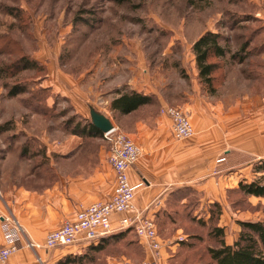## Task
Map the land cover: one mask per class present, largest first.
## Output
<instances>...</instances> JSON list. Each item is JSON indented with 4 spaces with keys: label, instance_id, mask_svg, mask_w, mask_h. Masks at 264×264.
Returning a JSON list of instances; mask_svg holds the SVG:
<instances>
[{
    "label": "rangeland",
    "instance_id": "374dc122",
    "mask_svg": "<svg viewBox=\"0 0 264 264\" xmlns=\"http://www.w3.org/2000/svg\"><path fill=\"white\" fill-rule=\"evenodd\" d=\"M207 30L219 33L221 45L234 52L214 59L215 86L225 65L232 70L231 61L254 72L264 65V0H0V69L7 76L0 79L1 185H48L56 181L58 169L92 173L91 163L102 150L109 156V146L103 137L83 134L91 123L88 105L123 133L136 121L163 115L166 105L154 95L153 104L130 117L112 109L119 92L130 91L144 76L158 85L168 82L170 98L182 100L167 106L185 109L183 92L199 81L192 47ZM22 59L31 68L19 72ZM10 90L25 93L12 97ZM64 159L84 166L52 163ZM32 175L40 180L28 178ZM201 204L195 191L187 194L183 206L170 204L172 222L160 233L170 238L174 225L182 222L185 239L175 252L170 249L168 264H210L206 251L216 243L209 231L220 222H207L209 208ZM243 206L253 214L250 220L264 219V204ZM224 229L225 240L237 237L233 224ZM68 257L57 264L147 260L145 248L125 240L110 243L91 258L65 262Z\"/></svg>",
    "mask_w": 264,
    "mask_h": 264
},
{
    "label": "crops",
    "instance_id": "0c3cea01",
    "mask_svg": "<svg viewBox=\"0 0 264 264\" xmlns=\"http://www.w3.org/2000/svg\"><path fill=\"white\" fill-rule=\"evenodd\" d=\"M228 54L234 52L228 51ZM261 60L264 64V57ZM193 65L196 66L195 60ZM228 66L231 71L227 65L221 66L223 77L220 82L216 81L213 95H208L198 80L191 91L183 92L184 110L190 114L195 130L191 139L176 141L169 118L159 114L136 121L132 129L124 132L141 150L138 163L129 170L131 183L142 184L136 192L135 206L144 216L155 219L161 238L169 243L162 250L159 264H168V259L173 257L170 252H175L180 244L177 236H185L182 222L178 226L172 224L170 238L160 231L166 222H172L168 214L170 204L183 206L188 193H198L201 207L209 208L213 203L221 206L219 226L225 228L233 224V229L238 231L236 238L226 240L228 245L237 240L241 231L240 225L235 227V222L250 220L253 215L251 211L241 209L234 198L242 194L241 182L249 184L263 176L255 171V167L264 161V65L255 72L232 61ZM194 72L198 77V71ZM159 84L144 76L128 89L154 95L162 106L182 100L170 98L172 88L168 82ZM221 159L224 160L219 162ZM69 162L84 166L74 159L52 160L57 167ZM90 169L92 173L58 169L56 181L48 185L20 183L6 188L0 182L3 188L0 189V248L6 244L2 228L4 215H12L30 238L43 242L51 231L73 219L81 209L109 199L115 189V174L107 152L102 150ZM28 178L40 180L36 175ZM247 200L255 206L264 204V199L259 197L251 196ZM130 215L113 216L112 227L117 229L119 220ZM131 236V233L123 234L122 241L129 240L145 248L147 259L152 260L146 245ZM90 245L41 250L37 254L27 249L28 252L13 255L7 264H57L67 255H82Z\"/></svg>",
    "mask_w": 264,
    "mask_h": 264
},
{
    "label": "built area",
    "instance_id": "2783aa9c",
    "mask_svg": "<svg viewBox=\"0 0 264 264\" xmlns=\"http://www.w3.org/2000/svg\"><path fill=\"white\" fill-rule=\"evenodd\" d=\"M161 113L169 118L172 135L176 141H186L195 135L191 116L183 108L166 106ZM103 138L109 146L108 161L115 174L112 196L81 209L73 219L66 220L60 228L51 231L43 242L30 238L12 215L2 216L6 244L0 248V264H7L15 252L24 248L37 254L41 250L94 244L107 238L117 229H133L153 256L152 260L125 261L124 264H159L162 250L169 243L161 238L155 219L144 216L143 212L136 208V192L142 184L133 185L129 177V170L138 163L141 150L127 134L116 127L105 133ZM126 213L131 215L122 217L118 228H113V216ZM182 241L184 238L180 237L178 242Z\"/></svg>",
    "mask_w": 264,
    "mask_h": 264
},
{
    "label": "trees",
    "instance_id": "16d2710c",
    "mask_svg": "<svg viewBox=\"0 0 264 264\" xmlns=\"http://www.w3.org/2000/svg\"><path fill=\"white\" fill-rule=\"evenodd\" d=\"M221 37L222 36H220L219 33L207 31L193 44L192 47V51L195 55L198 79L200 83L207 88V91L210 94L215 93L216 90V77L214 76V73L218 66L214 59L224 58L228 52L226 47L222 46L220 43ZM23 61L24 59L18 62L23 64L22 68L16 67L19 72L31 68L28 62L23 63ZM12 65L17 66V64ZM12 65L9 67H12ZM4 74L5 70L0 69V79L7 78L6 74ZM22 93H25V90H10L9 94L12 97H16ZM153 102V95H147L133 90L119 92V96L113 100L111 105L114 111H117L122 115H132L139 111L140 108L151 105ZM83 134L88 138H101L104 136V134L90 122L83 130ZM255 171L257 173H262L263 176L249 184L241 182L240 192L242 194L241 196L234 198L238 201L241 209H246V207L243 206V203L248 201V197L254 196L264 199V161L255 167ZM234 199H232V201ZM221 213L222 209L218 203L211 204L209 207L207 222H213V220L219 222ZM239 225L241 231L237 240L232 245L226 243L225 230L219 226V223L211 228L209 236L214 239L216 245L208 247L206 251L210 264H264V219L240 221ZM127 233H131L132 239H134V237L138 238L133 229L118 230L107 238L101 239L97 244L88 246L86 252H84L82 256L70 255L65 262H72L81 257H90L91 254H99L103 252L110 243L122 241L123 239L121 236L123 234L125 236ZM62 260L63 259L59 262H63Z\"/></svg>",
    "mask_w": 264,
    "mask_h": 264
},
{
    "label": "water",
    "instance_id": "95a60500",
    "mask_svg": "<svg viewBox=\"0 0 264 264\" xmlns=\"http://www.w3.org/2000/svg\"><path fill=\"white\" fill-rule=\"evenodd\" d=\"M91 123L99 129L103 134L114 129L112 121L102 112L97 110L94 106L88 105Z\"/></svg>",
    "mask_w": 264,
    "mask_h": 264
}]
</instances>
